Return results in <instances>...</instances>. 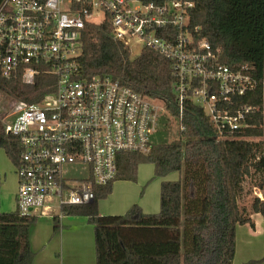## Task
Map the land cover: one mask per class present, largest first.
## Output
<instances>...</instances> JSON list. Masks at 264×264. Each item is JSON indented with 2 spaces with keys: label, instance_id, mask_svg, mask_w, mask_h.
I'll return each mask as SVG.
<instances>
[{
  "label": "trees",
  "instance_id": "16d2710c",
  "mask_svg": "<svg viewBox=\"0 0 264 264\" xmlns=\"http://www.w3.org/2000/svg\"><path fill=\"white\" fill-rule=\"evenodd\" d=\"M191 25L198 38L219 51V62L255 80V87L233 97V105L257 107L245 114L246 126L231 138H220L210 117L191 98L178 113L172 62L144 47L135 57L111 34L108 20L86 23L80 36L77 64L80 78L108 76L135 92L160 100L177 120L178 137L152 145L147 154L122 152V165L132 173L141 160L153 164V176L178 172L176 180H162L159 210L146 213L132 204L124 214L102 215L97 201L111 183L95 185L89 203L62 204V215H83L93 226L95 264H232L236 228L251 224L252 213L264 216V130L262 84L264 80V0H192ZM56 78L41 71L33 83L20 76L0 75V91L25 104L41 102L55 88ZM258 139V140H256ZM0 149L16 164L19 142L5 133L0 113ZM263 198L253 195L250 210L240 204L243 182ZM54 216V228H57ZM37 215L18 210L0 212V264H32L30 231ZM259 260H252L249 263Z\"/></svg>",
  "mask_w": 264,
  "mask_h": 264
},
{
  "label": "built area",
  "instance_id": "2783aa9c",
  "mask_svg": "<svg viewBox=\"0 0 264 264\" xmlns=\"http://www.w3.org/2000/svg\"><path fill=\"white\" fill-rule=\"evenodd\" d=\"M192 7V0H0V75L28 84L41 71L56 78L53 92L39 103L16 102L12 120L4 123L19 142V213L51 210L54 201L58 208L91 202L93 186L115 179L120 153L150 151V134L166 109L108 76L79 77L86 23L108 20L111 34L128 48L136 40L169 59L178 113L191 98L220 138L246 126L245 114L257 107H236L233 97L253 89L255 80L244 66L220 63L219 51L198 38ZM260 107L264 130V80ZM75 164L86 167L85 178L72 175Z\"/></svg>",
  "mask_w": 264,
  "mask_h": 264
},
{
  "label": "crops",
  "instance_id": "0c3cea01",
  "mask_svg": "<svg viewBox=\"0 0 264 264\" xmlns=\"http://www.w3.org/2000/svg\"><path fill=\"white\" fill-rule=\"evenodd\" d=\"M17 187L15 163L4 150H0V212L16 210ZM50 212L48 209L40 211L31 228L29 242L34 252L32 264H95L93 226L87 217ZM54 216L58 218L56 229ZM251 219L253 225L245 223L236 228L232 264H240L236 259L238 250H246L247 257L253 259L258 250H253L251 246L257 244L260 247L262 244L264 249V216L252 213Z\"/></svg>",
  "mask_w": 264,
  "mask_h": 264
},
{
  "label": "rangeland",
  "instance_id": "374dc122",
  "mask_svg": "<svg viewBox=\"0 0 264 264\" xmlns=\"http://www.w3.org/2000/svg\"><path fill=\"white\" fill-rule=\"evenodd\" d=\"M95 19H99V15H96ZM140 49L141 45L138 41H131L129 44L130 57H135ZM15 104L16 101L11 100L8 95L0 91V113L3 114V123L12 120V114L16 106ZM177 128L178 125L175 117L168 110L162 109L159 112L155 131L150 134L151 143L156 145L177 138ZM153 169L152 163L141 160L137 164L136 172L133 175L130 167L122 165V175L112 182L110 192L97 201L98 212L102 215H121L124 214L132 204H137L143 212L156 213L159 210L160 182L162 180H176L179 177V174L178 172H170L165 177L159 178L153 176ZM72 175L78 179L85 178L87 175L86 167L78 164L73 165ZM253 195L263 198L260 191L252 187L249 178H246L243 182V191L239 195V200L240 204L246 207L247 210H250L251 198ZM51 203L50 214L59 213V208L56 205V202L54 201ZM35 214L38 215L41 213L39 211ZM251 248L255 251L258 250L254 253L255 258L253 259L247 257L245 253L246 250L240 252L238 250L236 259L239 260L240 264H264V249L262 248V244L260 247L257 244H254ZM252 260H259V262L249 263Z\"/></svg>",
  "mask_w": 264,
  "mask_h": 264
}]
</instances>
